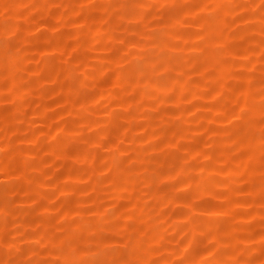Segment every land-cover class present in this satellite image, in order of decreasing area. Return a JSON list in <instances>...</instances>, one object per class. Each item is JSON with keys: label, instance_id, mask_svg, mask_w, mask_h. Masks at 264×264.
Masks as SVG:
<instances>
[{"label": "clouds", "instance_id": "1", "mask_svg": "<svg viewBox=\"0 0 264 264\" xmlns=\"http://www.w3.org/2000/svg\"><path fill=\"white\" fill-rule=\"evenodd\" d=\"M0 264H264V0H0Z\"/></svg>", "mask_w": 264, "mask_h": 264}]
</instances>
